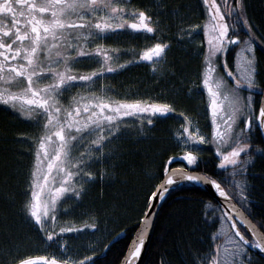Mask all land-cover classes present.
Listing matches in <instances>:
<instances>
[{
  "label": "snow or ice",
  "instance_id": "obj_1",
  "mask_svg": "<svg viewBox=\"0 0 264 264\" xmlns=\"http://www.w3.org/2000/svg\"><path fill=\"white\" fill-rule=\"evenodd\" d=\"M202 2L207 6L211 20L203 26L207 49L202 53V83L199 90L203 91L207 87L212 98V122L215 123L217 115L222 121V125H217V130L212 133L213 141L230 147V150L225 152H221L219 147L215 149L219 160L217 168L225 173V180L238 186V192L234 193L237 198L247 203L244 182L234 181L233 178L245 174L247 166L253 160L248 154L252 146L245 141L250 139L251 133L257 127L264 132V104L259 108L258 116L250 115L254 111L251 92L257 90L254 84L256 61L252 52L253 41H260L245 18V0H236L234 5L230 4L229 0H221L220 3L211 0L210 5L208 0ZM130 4L131 0H0V106L17 112L25 119L40 123L43 128L44 134L33 141V166L24 194L26 222L33 224L48 241L59 240L65 233H78L85 228L98 230L97 226L92 224L82 225L80 229L60 227L56 231L57 205L66 193H73L77 198L80 196V189L74 187L77 179L92 181L96 178L92 172H86L85 169L91 164L101 162L105 156V144L121 134L122 121L146 115L149 117L147 123L151 124V118H167L168 115L175 114V109L168 103H149L140 99L106 101L105 97L94 95L91 100L98 101L96 103L81 105V100L87 97H73L68 107L59 105L58 97L75 83L91 87L105 74L144 61L149 62L153 70H156V61L162 59L170 47L166 40L158 39L133 60L116 64L115 67L111 65L114 57L121 54V50L96 43L97 39L125 30L153 36L162 31L158 27L159 21L154 20L149 11L129 7ZM127 16L133 17L134 20L128 22L124 19ZM241 24L248 31L243 48V53L248 55L244 56L243 70L238 74L229 72L225 64L227 75L233 79L234 85L230 94H225L228 103L222 108L216 100L217 92L213 91L210 84L215 72L213 61L218 53L225 54L229 45L240 42V37L231 33L238 31L237 25ZM198 27L192 25L183 31L191 37ZM85 58L98 60L101 63L99 71L69 74L72 72L71 65L80 63ZM237 75L239 79L236 78ZM45 79L50 82L41 85L40 82ZM214 83L220 90L229 87L220 80H215ZM100 87L104 89L105 86ZM243 87L250 93L247 97L239 95V90ZM24 105H27V108ZM180 115L186 124L177 134V140L184 145L199 146L205 141V137L191 131L192 122L183 114ZM53 135L56 137L54 146ZM88 136H93V139L86 141ZM81 148L85 150L79 151ZM92 149H96L98 155H94ZM74 151L78 153L76 156H73ZM175 159H183L190 166L197 163V157L190 151L182 156L169 157L166 164ZM163 174L165 179L156 185V190H150L146 194L149 209L154 207V200H162L171 187L182 182L210 184L217 198H223L221 202L228 210L226 218L232 225V232L226 241L229 247L221 250V246L216 245L208 253L204 264H246V261L251 259L246 251V246L250 243L255 248L264 250V234L256 232L255 226L248 225L243 212L230 202L229 192L217 180L185 173L183 169H173L169 173L167 167ZM174 176L178 179H173ZM231 216H236L246 227L252 229L253 241H248L239 228H236V220L231 219ZM150 219V214L143 218L145 227L138 230V234L134 236L121 264H135L139 259ZM60 247L66 256L65 259L52 257L50 261L46 258L35 261L18 258L11 264H95L92 257L77 260L68 256L63 244ZM107 247L106 245L105 248ZM4 264L10 262L5 259Z\"/></svg>",
  "mask_w": 264,
  "mask_h": 264
},
{
  "label": "trees",
  "instance_id": "obj_2",
  "mask_svg": "<svg viewBox=\"0 0 264 264\" xmlns=\"http://www.w3.org/2000/svg\"><path fill=\"white\" fill-rule=\"evenodd\" d=\"M153 1L159 2L160 8L174 16L176 31L192 20H199L201 13L205 12L202 0ZM229 3L234 5L236 0H229ZM245 5V18L252 25V32L258 41L264 42V0H245ZM239 37L240 42L227 53L226 62L230 67L235 50L248 38V31L242 24L239 25ZM260 42L253 41L256 83L257 89H260L253 95L256 113L264 83V44ZM196 68L195 59L187 51H177L176 90L173 92L177 100H186L184 90L187 82L194 80ZM189 103L187 113H198L199 107L195 106L194 100ZM171 122L173 118L160 120L156 127L146 128L143 133L134 134V138H121L115 144V150L101 160L103 164L96 168V178L87 183L78 198L68 203L70 219L92 221L99 229L97 234L100 238L104 237L99 248L95 249V243L90 242L89 237L73 238L67 233L73 239L69 243L70 252L78 260L92 257L95 264L121 262L146 211V194L155 190L165 167L168 170L173 166H184L181 159L166 164L169 157L180 154V147L172 136L175 122ZM25 128L18 120L0 116V264H4L5 259L11 264L18 258L35 261L46 258L49 261L54 256L49 251L52 243L46 246V250H40L42 241L46 239L33 224L26 222L25 210L22 209L26 189L22 183L29 175L27 171L32 160L22 147V141L18 140V131ZM136 135L139 137L135 139ZM250 139L253 146L248 154L253 160L245 174L233 178L244 182L247 203L237 198L234 194L237 189L224 179L225 173L217 168L219 160L210 147L205 148L194 167L189 169L199 170L219 181L264 232V142L258 128L251 133ZM102 167L104 174L101 173ZM224 220L218 203L207 193L195 188L170 192L159 209L140 264H204L211 249L222 244L218 234ZM118 234L122 236L114 241ZM246 251L251 256L246 264H264V258L248 248Z\"/></svg>",
  "mask_w": 264,
  "mask_h": 264
},
{
  "label": "flooded vegetation",
  "instance_id": "obj_3",
  "mask_svg": "<svg viewBox=\"0 0 264 264\" xmlns=\"http://www.w3.org/2000/svg\"><path fill=\"white\" fill-rule=\"evenodd\" d=\"M129 7L144 9L149 11V14L153 15V19L159 21L158 27L162 29V31H158L155 34V36H153L149 34H140V33L131 32L129 30H125L122 32H117L115 34L118 35L119 37L118 40H110L111 36L113 35L103 37L102 39L105 40L104 44H106L107 47H109L111 44L114 43L121 50V54L117 57L118 59L117 62L113 61L111 65L112 67H115L116 64H124L126 61L133 60L137 54L142 53L144 49L156 43L158 39L168 41L170 43V47L166 50L165 56L162 59L156 61L157 67L155 71L153 70L152 65L149 62L144 61V62H138L127 65L124 69L117 70L114 73L105 74L102 77H105L106 89H102V91L106 93L105 95L109 97L115 96V98L118 100L140 99L142 101L149 103L151 102L168 103L175 109V114L168 115L167 118H158V117L151 118L152 119L151 124L147 123L148 119L144 120L143 118L135 117L134 123L137 125V126L135 125V127H137L139 131H137L136 129L135 133L129 135L132 137H129L127 132H125L123 137L121 136V138L123 139L134 138V134H140V132L143 133V131L146 128L150 129L156 127L160 120L173 118V122L171 123L175 122L174 124V128H175L178 122L175 120L174 116H176L177 113L187 112V110L189 109L188 105H190L189 102L192 101L193 103V100L195 102V106L199 107L198 108L199 110L204 107L209 108L212 103V98L210 97L207 88L205 87L203 91L199 90L201 83L202 65H203L202 53L205 51L202 40L203 38L202 33L192 34V37L189 39L186 38L188 37V35L187 36L177 35L176 22L174 16L172 14H169V12L166 11L165 9L160 8L159 2H155L153 0H131V4L129 5ZM203 18L204 16L201 15L199 20H202ZM124 19L127 20L128 22H132L134 20V18L131 16H127ZM187 24L189 26V23ZM182 27L183 25L181 26V29ZM237 28L239 29V25H237ZM182 34L183 32L180 33V35ZM231 35L239 36V30L231 33ZM199 41L202 43V47L199 46ZM233 46L234 45H229L226 50V53L223 55L218 54L216 61H214L215 72L213 74V78L210 79V84H212L213 86V91L217 92L216 100L219 105H220L219 102L220 96H219V92L215 90L216 87L214 82L215 80L222 81V78L219 76V70L223 72V70L225 69L223 62L225 61L226 63L227 53L229 49ZM180 49L187 51V53H189L191 57L195 59L197 64L195 78L193 81L187 82L188 84L184 90L186 100L181 98L177 100L175 98V95H173V92L175 93L176 90V57H177V51ZM187 62L188 61L184 63ZM94 64H95L94 61H89V60L87 61V59L85 58L80 63L71 65L72 72L69 74H77V73L88 74L91 71L90 67L94 66ZM97 65L98 64H96L93 70L101 67V63L99 64L100 65L99 67ZM226 67H229L228 71L232 72V67L228 66L227 64ZM222 75L224 74L222 73ZM230 81H232V79H230ZM49 82H50L49 79H45L42 80L40 83L42 85L43 83H49ZM85 87L86 86H84L83 83H75L70 89L64 91L60 96L71 95L72 98L73 97L81 98L83 94H80V90L85 89ZM13 91H16V89H13ZM207 93L209 94V98L207 97ZM90 95L89 94L83 95L84 97L87 98L81 100V105L88 104L90 102L96 103L95 101L91 100ZM71 101L72 100L69 101L67 107L70 105ZM24 107L27 108V105H24ZM93 111H95V109H93ZM15 114H16L15 111L0 106V116L6 115L8 118L12 120L20 121V118ZM219 117L220 116L217 115L216 119H218ZM82 118H83V112H82ZM203 123L204 122H202L203 130L209 129L212 126V123H209L208 126L207 124H203ZM221 123L222 122L219 121L218 125H222ZM129 127L131 126H129L128 124L124 125L125 129H128ZM174 128L172 131L173 138H174ZM138 137L139 136L136 135L135 139ZM245 142L253 146L251 139ZM111 147H112V141L110 140L104 146V150L105 151L108 150V152H106V155L110 153ZM179 151L181 152V149H179ZM181 155L182 154H179L178 156Z\"/></svg>",
  "mask_w": 264,
  "mask_h": 264
},
{
  "label": "rangeland",
  "instance_id": "obj_4",
  "mask_svg": "<svg viewBox=\"0 0 264 264\" xmlns=\"http://www.w3.org/2000/svg\"><path fill=\"white\" fill-rule=\"evenodd\" d=\"M218 3L221 2V0H217ZM201 3H203L201 1ZM208 3L210 5L211 3V0H208ZM204 4V3H203ZM203 8L205 9V12L204 14L201 13L202 16H204V18L202 20H192L189 22V26L188 24H184L182 29L181 27L177 30V35L179 36H187L186 32L183 31L184 29H187L189 28L190 26L192 25H197L199 26L195 31H193L192 34H201L202 33V40H203V45H204V48H205V51L207 49V45L205 43L206 41V34L205 32L203 31V26L210 23V20H211V17L210 15L208 14L207 12V6L204 4L203 5ZM183 32L182 35H180V33ZM114 36V37H113ZM111 36V39L110 40H118V35H113ZM117 36V37H115ZM192 37V36H191ZM191 37H186V38H191ZM247 39L244 40V42L246 41ZM244 42L240 44V46L235 50V57H234V60L232 62V73H240L243 68H242V65H243V62H244V56L245 55H248L247 53H243V48H244ZM97 44H102L104 45L105 47L106 44L105 43V40L104 39H97L96 41ZM111 46V47H110ZM109 46V48H113V49H119V47L117 45H115L114 43L111 44ZM199 46L202 47V43L199 41ZM89 47H91V45H89ZM254 49H255V46H254ZM254 49L252 50V52H254ZM243 53V54H242ZM219 54V53H218ZM217 54V55H218ZM255 56V55H254ZM249 58H251L249 56ZM87 61H94L95 64L94 66L90 67L91 68V71H99L100 68H97L95 70H93V68H95L96 64H98L97 66L99 67L100 65V62L98 60H93V59H88L86 58ZM117 57H114V61L117 62ZM216 61V59L214 60ZM213 61V63H214ZM225 64H227V62L225 63V61L223 62V65L225 66ZM255 69H256V63L254 65ZM229 67H227V70H228ZM202 69H203V65H202ZM89 72V73H90ZM222 73L224 75H222ZM219 76L222 78V81L224 83H226L229 87L227 89H223V90H220V89H215L219 92V96H220V107H224L227 103H228V100L225 98V94L228 93L230 94V89L231 87L234 85V81L232 79V81H230V78L229 76H227V72L226 70L224 69L223 72L221 70H219ZM237 79H239V75L236 76ZM256 72H255V79H254V84H255V88L257 89V83H256ZM105 77H102V78H99L98 80H96L94 82V85L89 87L87 84H84L85 89H82L80 90V94H85V95H90V97H92L93 95L96 96V97H105V100L108 101V100H111V101H115V100H118L115 98V96H107L105 95L106 93H104L102 91V88L100 87V85H103L105 86L104 89H106V84H105ZM201 83H202V80H201ZM200 83V85H201ZM207 88V87H206ZM95 92H94V91ZM257 90H260V89H257ZM257 90H254L253 92H251V95L253 97L254 95V92L257 91ZM92 92V93H90ZM250 93L248 92L247 88L246 87H243L239 90V95L241 97H247ZM81 96V97H84V96ZM207 97L209 98V94L207 93ZM58 100H59V105H62L64 107H67L68 103L70 100H72V96H68V95H65V96H59L58 97ZM253 100L254 98L252 99V106H253ZM61 101V102H60ZM95 102H98V101H95ZM204 102V101H203ZM206 102V100H205ZM254 109V108H253ZM225 111H227V109H225ZM106 114H111V113H107ZM180 114H183L184 117H187L188 120H190L192 122L191 126H190V130L193 131V132H197V135H203L205 137V141L203 143H201L199 146H194V145H184L182 144L181 142H179L177 140V134L180 133L182 131V128L183 126H185L186 124V121L185 119L181 118V115ZM19 118H20V121H21V124L23 125V128L26 127L24 130L22 131H18V140L22 141V147L24 148L25 152L27 154H30V158H32L31 160V165L30 167H28V171H27V174L29 172V175H26V180H25V183H22L24 184V188H27V182L29 181L30 179V172H31V169H32V166H33V160H34V151H35V145L33 143V141L38 138L39 136H42L44 134V131H43V128L41 126L40 123H35L33 121H30L28 119H25L22 115H19L16 114ZM250 115H253L254 117L257 116V113L255 112V110L250 113ZM148 116H140L138 118H143L144 120L146 119H149L147 118ZM176 121L178 122L174 128V138L176 140V143L178 144V146L180 147L181 149V152L180 154L183 155V153L187 152V151H190L192 152L198 159V156L201 154V152L207 148V147H210L213 151V153L218 157V154L216 152V148L219 147L220 151L221 152H225V151H229L230 150V147L227 145V144H218L216 142L213 141V137H212V133L214 131L217 130L216 126L218 125V122H222L220 117L218 119L215 120V123L212 122L211 120V111H210V107H204V108H201L199 110L198 113H195V114H189L187 112L185 113H177L176 116H174ZM134 120L135 118H126L122 121V124H123V127H122V131H121V134L119 135H116V137L114 139H111L112 141V147H111V151L110 153H112L114 150H115V144L120 141L121 139V136L123 137V135L125 134V132H127L128 135H131L132 133H135L136 132V129L137 127H135V123H134ZM202 122H204L203 124H207V126L209 125V123H212V126L209 128V129H202ZM42 123V122H41ZM125 124H128L129 127L128 129H125L124 128V125ZM222 124V123H221ZM137 126V125H136ZM241 127H243V122H241ZM198 129V131H197ZM238 131V129H237ZM52 132L54 133L55 132V129L52 130ZM93 139V136H88L86 138V141H89ZM52 140H53V146H54V142L56 140V137L53 135L52 137ZM85 149L81 148L79 149V151H84ZM92 152L94 155H98V153L96 152V149H92ZM106 152L103 148V153L106 155ZM108 153V154H110ZM78 153L76 151L73 152V156H76ZM181 155V156H182ZM105 157V156H104ZM104 160V158L102 159ZM181 161L183 162L184 166L187 167V168H191V167H194V165L190 166L185 160L181 159ZM101 164H103L102 162H99V163H94V164H91L88 168L85 169L86 172H92L94 175L96 173V168L97 167H101ZM103 170L101 173H105L104 171V167H102ZM234 181H239L237 179H235ZM90 181L88 180H79L77 179L75 181V184H74V187H76L77 189H80V192L81 190L87 185V183H89ZM20 184H21V181H20ZM81 185H82V188H81ZM231 185H234V187L237 189L238 191V186L235 185L234 183H231ZM59 186V185H57ZM81 194V193H80ZM77 197H75V195L73 193H66L65 194V197H63L61 199V201L58 202V205H57V212H56V225H55V230L58 231L60 227H64V228H72V229H80L82 225L84 226H88V225H92L93 222L92 221H89V220H84V221H77L75 218H72L70 219V217H68V213L70 211V208L67 207L68 203L70 201H72L71 199H75ZM26 200V197L24 198V201ZM22 209L25 210V205L24 207H22ZM99 230V229H98ZM96 229H91V228H85L83 230H81L80 232L76 233V232H69V234H71V236H73V238H80L82 235L86 236V237H89L90 239L89 240H92L90 242H94L95 243V249L99 248V246L101 245V243L104 241V237L100 238V236L97 234V231ZM231 234V230H230V226L228 224L227 221L224 220V222H222L221 224V229L219 231V236H221L222 238V244H221V250L224 248V247H229V244L226 243V241H228V236ZM71 241H73V239H70V237H68L67 233H65L64 235H62L59 240H56V239H53L52 241H48V240H44L42 241V248L40 250H46V246L50 245V243H52L51 248H50V255H54L53 257H56L58 260L60 259H65L66 256L64 254V252L62 251L60 245L63 244L67 250V254L68 256H71L72 258L74 259H77L78 258L76 256H73V254L70 252V248H69V243L71 244ZM59 250V252L57 251ZM44 254H47L46 252H42ZM51 260V259H50ZM49 260V261H50Z\"/></svg>",
  "mask_w": 264,
  "mask_h": 264
},
{
  "label": "water",
  "instance_id": "obj_5",
  "mask_svg": "<svg viewBox=\"0 0 264 264\" xmlns=\"http://www.w3.org/2000/svg\"><path fill=\"white\" fill-rule=\"evenodd\" d=\"M262 90H264V83H263V87H262ZM260 91L261 93V98H260V103H259V107H258V111H257V116L259 115V108L262 106V104H264V91ZM258 128V127H257ZM258 130L260 131L261 133V136H262V139H263V142H264V132H261V130L258 128ZM173 169H183L185 171V173H189V174H195V175H200V176H204V177H207L209 180H212L213 178L209 177L208 175L204 174L203 172L199 171V170H194V169H189L183 165H178V166H173L171 168L168 169V172L171 173ZM165 177L163 175L162 179L159 181V183L157 185L160 184V182L162 180H164ZM173 179H178V177H173ZM219 182V181H218ZM220 183V182H219ZM221 184V183H220ZM222 186V184H221ZM223 187V186H222ZM180 188H195V189H198V190H201L205 193H207L210 197H212L217 203H218V206L224 216V218L226 219V221L228 222V219L226 218V214H227V209L224 208V205L223 203L221 202V200L223 198H217V194L214 192L213 188L211 187L210 184H207V183H199V184H189L187 182H182L178 185H176L175 187H171L169 189V191L165 194L164 198L162 200H154L153 201V204H154V207L149 209V206L147 205V208H146V211L143 215V217L141 218L140 220V223L135 231V233L133 234L129 244H128V247L129 245L132 243L133 241V238L134 236H136L138 234V230L142 229L145 227L144 225V222H143V218L145 217L146 214H150L151 215V219H150V222H149V227H148V231H147V234H146V239H145V243L143 245V248H142V251H141V255L139 257V259H137L135 261V264H140L143 257H144V254H145V251H146V248H147V245H148V242H149V239H150V236H151V233H152V230H153V227H154V223L156 221V217L158 215V212H159V209L163 203V201L165 200V198L167 197V195L170 193V192H173L175 190H178ZM224 188V187H223ZM156 190V188H155ZM154 190V191H155ZM226 190V189H225ZM227 191V190H226ZM230 196V195H229ZM231 197V196H230ZM231 203L235 204L242 212H243V215H244V218L248 221V225L250 226H255L254 227V230L258 233H261V234H264V232L252 221V219L249 217V215L244 211V209L231 197ZM231 219L233 220H236V228H239L240 232H242L241 228L242 227L246 234L249 236H246L244 233V237L248 240V241H253L254 237L251 235V231L252 229L249 228V227H246L243 223V221H241L240 219H238L236 216H231L230 217ZM230 228H231V231H232V225L230 223H228ZM122 236V234H118L115 238H114V241H116L117 239H119L120 237ZM128 247L126 249V252L124 254V256L127 254V251H128ZM246 248H248L249 250L253 251L254 253L258 254L260 257L264 258V250H261L259 248H255L251 243L249 245L246 246ZM123 256V258H124ZM122 258V260H123ZM121 260V261H122ZM121 264V262L119 263Z\"/></svg>",
  "mask_w": 264,
  "mask_h": 264
},
{
  "label": "bare ground",
  "instance_id": "obj_6",
  "mask_svg": "<svg viewBox=\"0 0 264 264\" xmlns=\"http://www.w3.org/2000/svg\"><path fill=\"white\" fill-rule=\"evenodd\" d=\"M188 89V88H187Z\"/></svg>",
  "mask_w": 264,
  "mask_h": 264
}]
</instances>
